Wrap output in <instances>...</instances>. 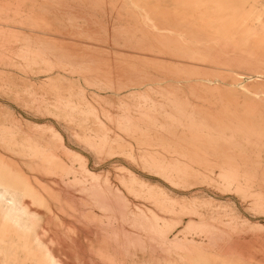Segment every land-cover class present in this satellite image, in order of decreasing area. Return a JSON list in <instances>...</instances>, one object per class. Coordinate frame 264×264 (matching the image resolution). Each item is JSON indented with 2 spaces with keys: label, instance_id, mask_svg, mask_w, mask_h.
I'll return each instance as SVG.
<instances>
[{
  "label": "rangeland",
  "instance_id": "rangeland-1",
  "mask_svg": "<svg viewBox=\"0 0 264 264\" xmlns=\"http://www.w3.org/2000/svg\"><path fill=\"white\" fill-rule=\"evenodd\" d=\"M0 264H264V0H0Z\"/></svg>",
  "mask_w": 264,
  "mask_h": 264
},
{
  "label": "bare ground",
  "instance_id": "bare-ground-1",
  "mask_svg": "<svg viewBox=\"0 0 264 264\" xmlns=\"http://www.w3.org/2000/svg\"><path fill=\"white\" fill-rule=\"evenodd\" d=\"M121 235V234H120Z\"/></svg>",
  "mask_w": 264,
  "mask_h": 264
}]
</instances>
